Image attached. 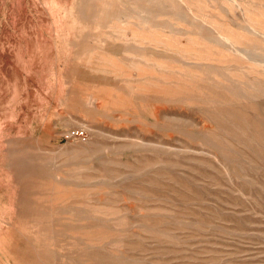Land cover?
I'll return each mask as SVG.
<instances>
[{"label":"rangeland","instance_id":"obj_1","mask_svg":"<svg viewBox=\"0 0 264 264\" xmlns=\"http://www.w3.org/2000/svg\"><path fill=\"white\" fill-rule=\"evenodd\" d=\"M0 264H264V0H0Z\"/></svg>","mask_w":264,"mask_h":264},{"label":"bare ground","instance_id":"obj_2","mask_svg":"<svg viewBox=\"0 0 264 264\" xmlns=\"http://www.w3.org/2000/svg\"><path fill=\"white\" fill-rule=\"evenodd\" d=\"M229 98V97H228ZM203 99V98H202ZM202 101V100H201ZM165 120V119H164ZM170 122H171V120H170ZM177 124H178V122H177ZM179 125V124H178ZM177 128V127H176ZM142 147V146H141Z\"/></svg>","mask_w":264,"mask_h":264}]
</instances>
